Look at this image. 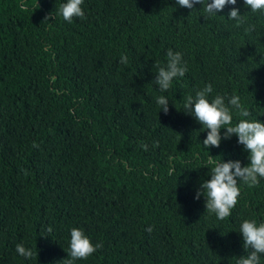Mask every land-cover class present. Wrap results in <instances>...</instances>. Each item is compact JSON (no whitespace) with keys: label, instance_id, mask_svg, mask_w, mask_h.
<instances>
[{"label":"trees","instance_id":"trees-1","mask_svg":"<svg viewBox=\"0 0 264 264\" xmlns=\"http://www.w3.org/2000/svg\"><path fill=\"white\" fill-rule=\"evenodd\" d=\"M61 2L0 0V264H65L73 227L102 242L75 264H235L239 222L264 219V180L241 185L230 217L209 214L193 198L208 155L243 165L247 153L235 136L208 153L182 108L210 83L264 122V14L243 0L240 24L225 18L232 6L204 18L175 0H85L69 24ZM168 48L188 71L161 93Z\"/></svg>","mask_w":264,"mask_h":264},{"label":"clouds","instance_id":"clouds-1","mask_svg":"<svg viewBox=\"0 0 264 264\" xmlns=\"http://www.w3.org/2000/svg\"><path fill=\"white\" fill-rule=\"evenodd\" d=\"M84 2L85 0H62L57 14L69 24L73 23L74 19H83ZM237 3L238 0H175L176 6L192 11H196L195 6L200 5L204 18L225 17L218 13L232 6L225 18L240 24L243 14L236 7ZM243 6L248 12L264 14V0H243ZM49 19L55 21L56 15L50 14L44 20L49 22ZM165 56L164 65L157 66L153 79L154 85L161 93H166L173 82L184 77L188 71L187 62L181 51L168 48ZM127 60L126 55L120 57L121 63H126ZM213 91V86L209 83L203 89L197 90L194 95H187L182 111L192 117L205 131V136L199 143L206 151L210 148H218L223 140L235 136L236 144L241 145V150L247 153L248 162L243 165L239 158L216 160L213 159L214 156L208 155L206 164L210 167H206L207 179L200 178L195 189L193 198L199 200L203 197L204 207L208 213L218 220H224L231 216L232 210L238 203L241 185L255 187L264 180V122L256 117L250 118L251 112L242 106L239 95L223 93L211 96ZM155 104L158 111L168 113L167 95H158ZM234 112L242 117L235 122ZM141 147L145 151L148 150L147 144H142ZM174 171V168H169V176H174ZM178 176L175 175L176 181ZM145 230L151 232L153 229L149 225ZM237 232L241 236L244 253L236 257L235 264H264V219L244 218L239 222ZM101 247L102 242L93 243L83 229L73 227L69 230L65 264L86 260ZM15 252L25 260L34 255L32 249L22 243L16 244Z\"/></svg>","mask_w":264,"mask_h":264}]
</instances>
